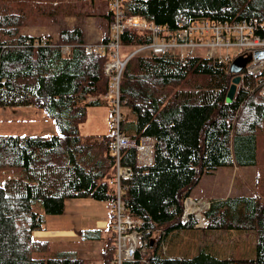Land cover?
<instances>
[{
  "label": "trees",
  "instance_id": "trees-1",
  "mask_svg": "<svg viewBox=\"0 0 264 264\" xmlns=\"http://www.w3.org/2000/svg\"><path fill=\"white\" fill-rule=\"evenodd\" d=\"M122 7L128 15H142L172 31L181 20L264 22V0H123ZM32 10L30 0H0V105L42 108L59 133L0 135V167L18 166L27 174L0 184V264H84L70 251L36 255L46 251L48 243L32 236L43 226L34 205L39 202L46 213L59 214L70 197L115 198L116 189L109 183L115 171L110 132L82 135L80 131L88 107L101 105L108 92L104 66L110 56L86 52L81 27L63 29L61 44L50 34L23 33L21 27ZM101 15L107 21L106 41L111 11ZM120 37L130 45L152 38L147 30L129 28ZM62 44L73 46L64 52ZM241 74L229 100L234 74L225 61L198 55L182 60L169 51L138 52L128 59L120 83L129 108L122 131L137 139L153 136L155 146L153 161L145 166L137 163L135 148L122 151V162L136 170L122 199L128 213L141 222L139 227L151 230L150 236L158 230L168 234L197 227L193 215L185 222L182 217L186 197L204 174L221 166L257 164L264 130L263 84L247 71ZM204 214L209 229L254 231L255 256L217 257L201 249L190 257H166L148 242L146 261L136 264H264L263 196L211 199ZM96 232L100 236L96 229L83 235L97 237ZM114 253L113 235L105 264H113Z\"/></svg>",
  "mask_w": 264,
  "mask_h": 264
},
{
  "label": "rangeland",
  "instance_id": "rangeland-1",
  "mask_svg": "<svg viewBox=\"0 0 264 264\" xmlns=\"http://www.w3.org/2000/svg\"><path fill=\"white\" fill-rule=\"evenodd\" d=\"M30 3L33 10L21 27L23 33L50 34L56 43L61 44L59 34L63 29L81 27L86 42L95 43L100 42L107 30V21L101 15L107 10L105 0H30ZM135 48L122 43L119 56L124 59ZM229 52L235 56L239 50L233 47ZM193 54L205 57V48H194ZM238 86L232 84L231 88L237 91ZM103 99L101 105L88 107L87 119L80 126L82 135L110 132V99L106 96ZM122 111L126 114L129 108L124 105ZM58 133L55 121L42 108L0 105V135L50 136ZM14 177L26 178L27 174L18 166L0 167V184ZM193 194L201 196L198 199L204 205L214 196L245 194L264 197V130L259 136L256 165L218 167L203 175ZM34 209L42 215L43 226L34 230L32 236L48 243V249L36 253L37 256L52 257L61 251H70L82 258L84 264H105V251L114 235L113 230L101 220L109 218L106 200L70 197L65 201L64 211L59 214L46 213L39 202L35 203ZM95 227H102L100 236L98 233L97 237L83 235ZM255 241L254 231L195 227L170 234L167 254L190 257L203 249L217 257L250 258L255 256Z\"/></svg>",
  "mask_w": 264,
  "mask_h": 264
},
{
  "label": "built area",
  "instance_id": "built-area-1",
  "mask_svg": "<svg viewBox=\"0 0 264 264\" xmlns=\"http://www.w3.org/2000/svg\"><path fill=\"white\" fill-rule=\"evenodd\" d=\"M111 10L110 29L108 40H100L85 44L88 53L109 54L104 68L109 77L107 95L111 99V143L110 147L115 156V171L109 179V183L116 189L115 198L109 199L108 214L109 223L115 231V255L113 264H136L137 261L145 262V253L148 250L149 228H140L141 222L130 215L127 206L122 199V193L128 189L127 180L131 179L136 170L131 165L122 162V151L126 148H135L139 165H149L153 161L155 138L150 135L132 138L122 131V105L128 99L122 98L120 83L123 69L128 59L138 52L162 53L169 51L178 55L182 60L193 54L197 47L205 48V56L209 59L228 62L233 55L229 50L233 47L239 50V54H251L246 71L255 74L264 82V57L258 58L255 52L264 50V22L257 18H241L230 21L210 20L208 18L191 21L181 20L180 27L172 31L153 21H149L141 15H128L122 7L123 0H106ZM147 30L152 38L149 42L137 46L136 50L122 59L119 56L122 41L120 34L126 29ZM45 42V40H44ZM39 44V43H36ZM73 45L62 44L64 52L70 51ZM264 94V86L260 90ZM207 205L199 199L186 197L184 202L185 222L193 215L198 220L199 226L208 224L202 210ZM169 234L158 231L155 245L158 253L164 255L167 252V239ZM139 255V256H137Z\"/></svg>",
  "mask_w": 264,
  "mask_h": 264
},
{
  "label": "water",
  "instance_id": "water-1",
  "mask_svg": "<svg viewBox=\"0 0 264 264\" xmlns=\"http://www.w3.org/2000/svg\"><path fill=\"white\" fill-rule=\"evenodd\" d=\"M256 56L257 57H264V50H260V51H257L256 53ZM251 59V55H238L236 56L230 63L229 65V71L234 74V77L232 79V84H239L240 81H241V78L242 76L240 75V72H242V70L244 69V67L246 66V63ZM232 84L229 88V91H228V99L231 100L233 99L235 93H236V90L235 88H231L232 87ZM150 246H153V243H154V238H151L150 240Z\"/></svg>",
  "mask_w": 264,
  "mask_h": 264
},
{
  "label": "crops",
  "instance_id": "crops-1",
  "mask_svg": "<svg viewBox=\"0 0 264 264\" xmlns=\"http://www.w3.org/2000/svg\"><path fill=\"white\" fill-rule=\"evenodd\" d=\"M97 27H98V25H97ZM35 35V34H34ZM102 37V36H101ZM32 107H34L33 105H31ZM244 166H248V165H244ZM252 166V165H251ZM201 181V180H200ZM198 185V184H197ZM196 185V186H197ZM195 186V187H196ZM195 187L192 189V191H191V195L193 196V197H196V198H202L201 196H199V195H194L193 194V191H194V189H195ZM243 195V194H242ZM226 197H228V196H219V197H217V196H214V197H210L209 198V200H211V199H216V198H226ZM102 220V222H104L105 223V225L106 226H108V221L106 220V219H101ZM102 228V227H101ZM101 228H99V227H95V228H93V229H96V230H100L101 231ZM96 233H99V232H96ZM100 235V234H99Z\"/></svg>",
  "mask_w": 264,
  "mask_h": 264
}]
</instances>
